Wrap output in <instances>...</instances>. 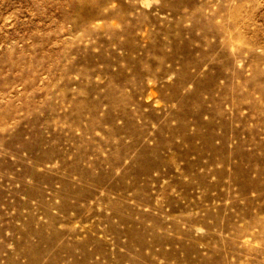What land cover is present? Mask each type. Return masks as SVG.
<instances>
[{"label":"rangeland","instance_id":"obj_1","mask_svg":"<svg viewBox=\"0 0 264 264\" xmlns=\"http://www.w3.org/2000/svg\"><path fill=\"white\" fill-rule=\"evenodd\" d=\"M0 264H264V0H0Z\"/></svg>","mask_w":264,"mask_h":264}]
</instances>
